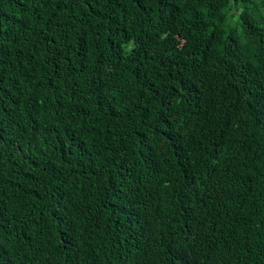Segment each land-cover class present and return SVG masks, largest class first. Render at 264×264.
Instances as JSON below:
<instances>
[{"label": "trees", "instance_id": "1", "mask_svg": "<svg viewBox=\"0 0 264 264\" xmlns=\"http://www.w3.org/2000/svg\"><path fill=\"white\" fill-rule=\"evenodd\" d=\"M0 264H264V0H0Z\"/></svg>", "mask_w": 264, "mask_h": 264}]
</instances>
